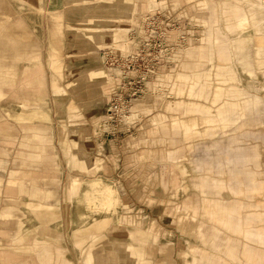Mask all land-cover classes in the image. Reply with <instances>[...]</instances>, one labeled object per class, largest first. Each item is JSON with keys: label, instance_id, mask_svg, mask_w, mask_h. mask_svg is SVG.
Segmentation results:
<instances>
[{"label": "rangeland", "instance_id": "374dc122", "mask_svg": "<svg viewBox=\"0 0 264 264\" xmlns=\"http://www.w3.org/2000/svg\"><path fill=\"white\" fill-rule=\"evenodd\" d=\"M220 2L0 0V264H264V23Z\"/></svg>", "mask_w": 264, "mask_h": 264}, {"label": "bare ground", "instance_id": "6f19581e", "mask_svg": "<svg viewBox=\"0 0 264 264\" xmlns=\"http://www.w3.org/2000/svg\"><path fill=\"white\" fill-rule=\"evenodd\" d=\"M18 1L19 2L21 1L22 3L28 5L31 9H35L37 7V0H18ZM239 3H240V0H234L233 2H230V3H228V1H226V0H222V2H220V4L222 5V7L224 9H227L229 6V8H231V10L235 13L240 12V9L243 8ZM244 8L249 13L251 11H254L260 16V21L255 23L256 28H258L259 26H261L264 23V0H245V7ZM250 16H251V18L254 17L253 14H250ZM250 16H248V18ZM90 37H89V39H90ZM53 56H55V54L52 53L51 51H49V60H51V58H53ZM76 75L78 77L77 78L78 81H80L79 79H83V80H87V81L88 80L93 81V83H94L93 86H97V85L101 86L104 83V81L108 80L107 78L109 77L107 72H104L102 65H94V66L87 68V69H79V70H77ZM183 77L184 76H181V78H183ZM72 157H73V160L78 159L76 157V155H74Z\"/></svg>", "mask_w": 264, "mask_h": 264}, {"label": "crops", "instance_id": "0c3cea01", "mask_svg": "<svg viewBox=\"0 0 264 264\" xmlns=\"http://www.w3.org/2000/svg\"><path fill=\"white\" fill-rule=\"evenodd\" d=\"M181 76H183V75H181ZM181 80H183V79H181ZM49 174H51V173L49 172L48 175ZM46 180H49V179L47 178ZM19 191H20V187L16 191L19 194L18 200L23 198V196H21L22 192L20 193ZM19 204L20 203H18V205ZM0 235L3 236L2 238L0 236L1 242H4V241H6V239L9 238V231L4 230ZM5 237H7V238L5 239ZM27 244H28L27 239H25V241L18 240V239L13 240L12 245L9 248V250H6L7 248L4 250V251H7L6 252V254H7L6 261L9 263L8 260H11L10 263H12V264H30V256L28 253L29 251L28 250L25 251V249H24V248L28 247ZM38 255H39V253H38Z\"/></svg>", "mask_w": 264, "mask_h": 264}, {"label": "built area", "instance_id": "2783aa9c", "mask_svg": "<svg viewBox=\"0 0 264 264\" xmlns=\"http://www.w3.org/2000/svg\"><path fill=\"white\" fill-rule=\"evenodd\" d=\"M137 59V54L133 55V56H129L127 58H116V57H113L112 55H109V62L112 64V65H119L120 64V67L121 69H124V71L127 72L128 71H132L134 70V61ZM120 107L118 101H116L115 99L111 101V106H110V109H108L109 113H110V116L111 118L115 117L120 111H118V108Z\"/></svg>", "mask_w": 264, "mask_h": 264}]
</instances>
